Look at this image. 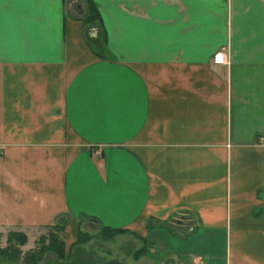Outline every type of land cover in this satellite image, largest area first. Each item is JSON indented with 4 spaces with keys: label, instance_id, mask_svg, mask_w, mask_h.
<instances>
[{
    "label": "crops",
    "instance_id": "1",
    "mask_svg": "<svg viewBox=\"0 0 264 264\" xmlns=\"http://www.w3.org/2000/svg\"><path fill=\"white\" fill-rule=\"evenodd\" d=\"M58 221L264 264V0H0V230Z\"/></svg>",
    "mask_w": 264,
    "mask_h": 264
},
{
    "label": "rangeland",
    "instance_id": "2",
    "mask_svg": "<svg viewBox=\"0 0 264 264\" xmlns=\"http://www.w3.org/2000/svg\"><path fill=\"white\" fill-rule=\"evenodd\" d=\"M83 225L86 224L83 223ZM92 226L94 225L88 224L86 227L82 226V230L87 231L91 237L86 242L74 247L73 251L76 255H73L72 251L69 259L63 261L62 264H200L199 259L196 261L194 258L186 256L178 251L175 248L176 246L171 245L167 249H161L155 245L149 246L145 240L136 238L129 233H118L111 239H104L98 235L97 230H92ZM186 228H183L181 231L170 230L174 237L172 241L174 245H176L177 239L185 240L187 234L190 232ZM38 231L29 234L22 232L25 234L27 242L24 245L17 246L21 251V255L33 249L35 244L38 243L39 237L47 234L49 227L39 229ZM9 232L21 233V231L0 230V249L7 246L6 241ZM60 236L67 242L66 248L68 249L69 240L65 238L64 234ZM78 251L79 253H77ZM14 260L0 256V264H22L21 261ZM53 260H55V257L46 253L44 260L40 264H50Z\"/></svg>",
    "mask_w": 264,
    "mask_h": 264
},
{
    "label": "trees",
    "instance_id": "3",
    "mask_svg": "<svg viewBox=\"0 0 264 264\" xmlns=\"http://www.w3.org/2000/svg\"><path fill=\"white\" fill-rule=\"evenodd\" d=\"M89 18L90 20L94 19L91 14L89 15ZM91 228L94 231L97 230L98 235L104 239H111L118 233H129L136 238L142 239L140 236L122 229H111L104 226H100L98 228L95 225ZM61 234H64L63 224L57 223L53 226H50L47 234L39 237L37 241L38 243L35 244V247L21 255V251L17 246L26 244L27 240L25 234L22 232H9L7 235L8 239L6 241L7 246L0 249V256L11 260L16 259L17 261H21L22 264H40L44 260L45 254L48 253L49 255H53L55 257V260H53V262L50 264H62L63 261L69 259V257L72 255L74 247L86 242L91 237L87 231H84L81 227H78L76 239L67 249L64 239L60 236ZM79 251L77 253H79ZM74 254L75 252L73 251V255Z\"/></svg>",
    "mask_w": 264,
    "mask_h": 264
},
{
    "label": "built area",
    "instance_id": "4",
    "mask_svg": "<svg viewBox=\"0 0 264 264\" xmlns=\"http://www.w3.org/2000/svg\"><path fill=\"white\" fill-rule=\"evenodd\" d=\"M212 62L215 64H223L226 62V56L223 49L216 51L212 56ZM201 264H209L207 262H202Z\"/></svg>",
    "mask_w": 264,
    "mask_h": 264
},
{
    "label": "water",
    "instance_id": "5",
    "mask_svg": "<svg viewBox=\"0 0 264 264\" xmlns=\"http://www.w3.org/2000/svg\"><path fill=\"white\" fill-rule=\"evenodd\" d=\"M75 9L77 10L78 13H81V9L80 6L78 4H75Z\"/></svg>",
    "mask_w": 264,
    "mask_h": 264
}]
</instances>
